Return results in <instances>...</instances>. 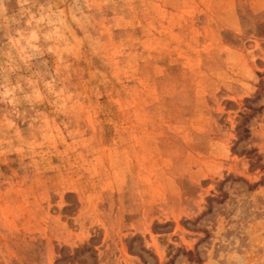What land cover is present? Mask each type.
I'll return each mask as SVG.
<instances>
[{
  "label": "rangeland",
  "instance_id": "obj_1",
  "mask_svg": "<svg viewBox=\"0 0 264 264\" xmlns=\"http://www.w3.org/2000/svg\"><path fill=\"white\" fill-rule=\"evenodd\" d=\"M0 264H264V0H0Z\"/></svg>",
  "mask_w": 264,
  "mask_h": 264
}]
</instances>
